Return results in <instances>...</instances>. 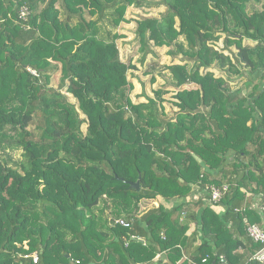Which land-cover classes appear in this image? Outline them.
<instances>
[{"label": "trees", "instance_id": "16d2710c", "mask_svg": "<svg viewBox=\"0 0 264 264\" xmlns=\"http://www.w3.org/2000/svg\"><path fill=\"white\" fill-rule=\"evenodd\" d=\"M146 4L0 0V264H35L33 252L37 264H156L164 251L174 264H263L245 226L259 211L241 209V187L264 186V0H160L163 15L137 20L144 58L152 42L181 54L160 72L175 117L162 87L147 102L130 96L136 66L122 60L117 28ZM221 37L230 55L212 45ZM244 69L250 101L228 78ZM224 181L217 206H190L196 185ZM145 199L159 205L143 211Z\"/></svg>", "mask_w": 264, "mask_h": 264}, {"label": "rangeland", "instance_id": "374dc122", "mask_svg": "<svg viewBox=\"0 0 264 264\" xmlns=\"http://www.w3.org/2000/svg\"><path fill=\"white\" fill-rule=\"evenodd\" d=\"M160 0H147V3H153V5H143V6H130L127 10L126 16L127 21H124L121 23V25L117 28V33L121 34V38L118 39V44L120 46V51L122 54V58L124 61H126L130 65L136 66L135 68H132L129 70V73H131V76H129V81L133 84V88L130 90V96L133 99L132 101L134 103H140L146 101V96H143L142 94L145 92L146 94L150 96H155L156 89H159L160 87L164 88V90H167L168 93L164 95V112L167 115V117H175L177 112L179 111V107L175 104L177 101L174 98L175 91L172 86H170L167 82V77L163 76L160 72L163 73H170V69L163 68V66H168L172 64H182L181 61V54L178 53L176 56L169 53V50H171V47L163 46L159 47L154 45V43H150L149 52L146 54V57L144 58V53H142V46H141V40L137 34V20H139L142 17H160L167 11L166 5H155L154 2H158ZM110 23L107 22V25ZM109 28H113V26H109ZM126 38L127 40H124ZM129 38V39H128ZM183 39V38H182ZM224 37H221L217 42L212 43L214 44V47L217 50H224L223 52L226 55H230V49L235 50V46L229 47L230 49H226L224 44ZM142 54V56H141ZM138 55V56H136ZM158 67L157 71L150 73L149 68L152 64H157ZM162 69V70H161ZM160 70V72H158ZM212 71H214L217 75H223L228 76V72L222 69H219L217 67L211 68ZM249 71L248 69H244L242 71L243 75L240 76L238 74L232 73L230 77V82L232 84H239L245 82L249 79ZM134 74V75H133ZM153 75L155 76L156 80L153 81ZM252 77V76H251ZM256 77V76H253ZM258 78V77H256ZM61 79V73L60 71H57L52 75L51 79V85L58 87L59 82ZM143 82V83H142ZM139 83L142 84V91L141 93H137V85L139 88ZM196 85L193 84L189 87H195ZM248 88V87H246ZM251 88V87H250ZM252 92L251 90L246 92L247 98ZM154 93V94H153ZM241 94L243 92L241 91ZM71 101L73 103H76V100L73 98L72 95H70ZM144 97V98H143ZM136 98V99H134ZM79 110V109H78ZM87 128V125L83 126V130L85 131ZM1 152V151H0ZM13 157L15 159H18L21 157V151L13 152ZM226 184V183H225ZM188 209L185 208L183 212L188 214Z\"/></svg>", "mask_w": 264, "mask_h": 264}, {"label": "crops", "instance_id": "0c3cea01", "mask_svg": "<svg viewBox=\"0 0 264 264\" xmlns=\"http://www.w3.org/2000/svg\"><path fill=\"white\" fill-rule=\"evenodd\" d=\"M124 40H127V39L124 38ZM118 47L120 49L119 44H118ZM120 55H121V58H122L121 51H120ZM136 56H138V55H136ZM141 56H142V54H141ZM122 60L124 61L123 58H122ZM149 69H150L149 70L150 73H153V72L157 71V68L155 70H153L150 67ZM158 72H160V70ZM129 76H131V73L129 74ZM136 87H137V93H141L142 91H144L142 89L143 86H142L141 83H139V88H138V85ZM246 87H247L246 84H243V83L233 84V89L234 90H236V91L241 90L243 92V94H241L242 96H246L245 95L246 92L249 91V90H251V88H246ZM142 95L147 97L148 94H146L144 92ZM134 99H136V98H134ZM247 101H250V99L248 98ZM144 102H147V100L144 101ZM252 123H253V120L250 119L248 121V125H251ZM258 149H263V148H258ZM258 149H257V146L256 145H250L249 146V150L251 152H254L255 153ZM221 178H222V176H221ZM224 183H227V181H224L223 184ZM247 183H248L247 186L243 185L241 187L242 191L245 192V194H246V199L244 200V203L241 205V209L243 211L246 210V209L247 210H258L259 211V218L260 219L257 222H251L249 219L248 220L246 219V221H245L246 230H247V224L248 223H256V224H259L261 227L264 228V186H262V187L259 188V186H258V184L256 182H251V183L247 182ZM193 190H194V193L191 195V197L189 199V202L192 203V204H190L191 207L195 206L194 203L197 202L198 200H200V201L203 200L204 205L205 204L206 205L210 204L212 206H217V205L211 203V201L209 200V194H208V192H205V191L201 192L197 185L193 188ZM158 205H159V202L156 199H145L142 202L143 211H146V210H148L149 208H152V207H157ZM241 209H239V210H241ZM195 228H196V224L194 222L191 223V227H190V229L188 231V234H192V232L195 231ZM254 254H253V256H254ZM253 256L251 257V259H253ZM185 257L186 256H184V258ZM161 260L164 262V264H166V263H168V264H174V263H172L168 259V256H167V252L166 251L161 252V253H159L156 256L155 263L157 264ZM177 264H180V262L177 263ZM192 264H195V263L192 262Z\"/></svg>", "mask_w": 264, "mask_h": 264}, {"label": "built area", "instance_id": "2783aa9c", "mask_svg": "<svg viewBox=\"0 0 264 264\" xmlns=\"http://www.w3.org/2000/svg\"><path fill=\"white\" fill-rule=\"evenodd\" d=\"M30 11L29 8L24 6L20 10V18L27 21L29 17ZM28 70L38 75V72L36 69H33L31 67L28 68ZM230 190V186L228 183H224L222 185H215V184H206L205 185V192H208L209 194V200L213 204H219L224 197L225 194L228 193ZM203 192V191H201ZM186 213L183 212V216H185ZM116 223H119L124 226H129V222H127L124 218H118L116 219ZM247 233L251 239H253L256 243L261 244V248L255 252L253 256V260L259 261L264 264V228L261 227L259 224L256 223H248L247 224ZM25 258H32L33 262L37 264L39 262L40 256L38 252H33L32 254H25ZM204 262L207 260L204 259ZM168 264V263H166Z\"/></svg>", "mask_w": 264, "mask_h": 264}, {"label": "water", "instance_id": "95a60500", "mask_svg": "<svg viewBox=\"0 0 264 264\" xmlns=\"http://www.w3.org/2000/svg\"><path fill=\"white\" fill-rule=\"evenodd\" d=\"M131 186L137 188L138 190L141 189V186H140V183L139 182L133 183V184H131Z\"/></svg>", "mask_w": 264, "mask_h": 264}]
</instances>
